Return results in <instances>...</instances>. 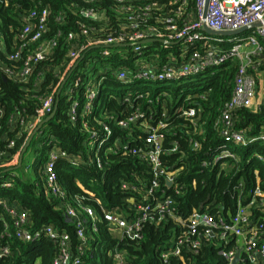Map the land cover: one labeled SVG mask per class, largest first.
Segmentation results:
<instances>
[{"label": "trees", "instance_id": "1", "mask_svg": "<svg viewBox=\"0 0 264 264\" xmlns=\"http://www.w3.org/2000/svg\"><path fill=\"white\" fill-rule=\"evenodd\" d=\"M168 1L140 0V3L166 4ZM109 6L108 0H102L100 3L90 0H0V66L20 65V62L9 61L6 55L13 54L19 47L21 40L18 33L22 17L30 10L48 7L49 30L43 35V39L50 37L58 28L65 33H78L80 22L94 28L92 35L99 37L110 30L112 34L118 31L119 26L115 19L110 17V26H99L98 22L91 23L83 19L80 11ZM157 44H148L143 56L132 54L127 58H120L119 52L104 59V67L100 73L101 83L121 82L115 77L120 68L126 69L130 76L137 68L136 63L132 62L134 56L143 57L148 62L152 60L151 66L165 63L168 49L156 54V61L153 60L155 52L150 54V45ZM66 51L67 46L60 42L52 55L36 65L33 74L24 83L11 81L0 71V184L6 180L11 183L10 187H0V198L5 199L8 206L26 212V230L35 231L43 226H51L58 233L69 236L71 256L78 255L77 247L80 241L76 235V226L73 221L65 218L64 210L67 205L77 208L76 199H79L78 211L84 220L86 238L85 249L79 254V264H113L111 254L114 250L124 252L125 264H162V252L169 250L181 234L182 230L178 225L169 219L159 224L147 221L142 226L140 239L129 240L121 238L119 233H114L102 219L100 212L101 207L107 211L116 210L122 215L132 214L133 206L143 203L140 195L146 189L144 185H148L152 179L149 166L138 155L114 147V141L118 139L119 143H129L132 148H144L146 131L140 124L142 122L153 127L159 121L166 124L160 131L163 136L161 160L168 171L176 173L175 180L172 187H167L162 182L154 194L157 198L161 195L171 196L175 202L176 214L183 219L195 210L199 213L205 212L213 219L220 217L229 220L236 210L238 199L243 205L247 204L256 186L264 192V146H260L261 142L254 141L243 149L225 142L220 137L219 129L215 127L232 94L236 61H228L222 66L209 68L198 74L210 75L205 87L199 91L144 87L131 89L129 93L125 91L110 94L107 102L99 87L91 110L86 112L81 89L78 92L73 91L71 100L67 99L63 91V86L65 87L73 73L82 69L85 64L83 59L71 69L70 75L65 78V85L60 88L59 95L56 94L54 116L40 127L26 149L27 151L39 135L46 134L43 145L47 152L35 169L36 178L31 180L19 174L18 170L23 167L24 154L20 166L17 167L18 160L12 166H4L14 155L19 159L35 130L11 126L15 112L17 111L24 121H32L31 118L39 107L40 97L50 94L59 74L66 66ZM180 51L178 49L175 54L177 60ZM179 80L184 79L136 81L159 84ZM134 82L121 83L128 85ZM72 100L78 102L75 121L70 117ZM99 100L105 104L103 111H100ZM188 108H193L196 112L194 121L181 115L182 111ZM135 112L142 114V117L130 123L126 130L115 125L117 120H126ZM263 118L264 105L256 112L239 110L235 128L245 130L248 137H254L260 131ZM104 126L110 128L113 137L107 140L94 156L96 143L105 135ZM93 132L96 133L94 140L97 142L93 150L94 160L90 162L88 139H92ZM194 143H197L198 148L193 147ZM224 143L235 153V158L220 156L217 164L212 165L218 147ZM53 149L56 154L62 152L68 157L60 158L55 166L57 183L66 193L63 199L55 198L46 186L44 166L49 159V152ZM255 153H258L263 161L258 160L254 156ZM96 157L100 168L96 164ZM73 158L78 161L77 166L72 165ZM204 162L207 163L206 167L202 166ZM31 169L25 167L23 170ZM122 183L134 185L136 188L122 189ZM84 208L94 210L96 220L88 219L83 212ZM251 213L253 221L264 223V204L262 207L252 205ZM92 224L96 225V230L91 229ZM5 244L9 247V253L0 258V264H53L57 256L56 243L52 240L40 238L24 242L17 239L6 212L0 209V246ZM237 245V239L234 237H230L227 244L216 237H203L196 253L183 247L180 257L170 256L168 264H228L220 252L231 250ZM243 258L245 255H242ZM243 263L248 264L247 261Z\"/></svg>", "mask_w": 264, "mask_h": 264}, {"label": "built area", "instance_id": "2", "mask_svg": "<svg viewBox=\"0 0 264 264\" xmlns=\"http://www.w3.org/2000/svg\"><path fill=\"white\" fill-rule=\"evenodd\" d=\"M90 1L100 3L102 0ZM108 1L110 6L107 8H89L80 11V16L83 19L91 23L98 22L99 26H110V17L115 19L117 26H119L118 31L112 34L110 30L99 37L92 35L95 31L94 28L88 27L85 22H80L78 33L73 31L65 33L58 28L50 37L43 39V35H46L49 30L48 7L32 9L22 17L18 33L21 43L13 54L6 55L9 61L20 62V65L0 66L1 73L13 82H27L36 65L44 61L47 56L52 55L60 42L67 46L64 55L67 63L63 72L59 74L58 81L52 87L50 94L40 97L39 107L34 117L31 118L32 121H24L16 111L11 126H23L31 131L49 116L54 111L55 96L61 90L65 78L75 64L85 59L92 50H100L99 54L102 59L109 58L119 52L121 53L120 58H127L132 54L143 56L146 53L145 48L150 44L143 42L156 40L155 42L163 44L164 49H171L174 45H183L184 49L180 51L179 60L167 55L165 63L151 66L152 60L148 62L143 59L136 63L137 68L130 76L126 69H118L116 79L125 83H131L137 79L145 81L187 79L209 68L222 66L228 61H236L232 94L215 127L219 129L220 137L225 142L236 146L245 147L254 141L264 144V118L260 131L254 137H248L245 130L235 128L237 111L245 109L256 112L261 108L258 97L260 90L264 89V0H169L166 4L153 2L142 4L140 0ZM206 2V16L203 17ZM150 20H152L151 24L149 23ZM252 24L258 25L250 28ZM203 26L214 31H236L247 28L246 31L251 32V34L246 36L244 40L236 37L231 38L228 42L231 44L226 48L222 38H208V35L202 32ZM208 41L218 43V47L209 48ZM113 49L115 53H112ZM202 50L203 53H201ZM157 58L158 56L154 54L153 60L156 61ZM82 81L83 78L77 76L70 88L69 85L64 91L65 87L63 86V91L67 99L71 100L73 91L78 92L81 89L85 100L84 110L89 112L98 91L96 92L93 88H86ZM77 106L78 102L72 100L70 106L72 121L76 120L75 110ZM181 115L192 121L196 118V112L193 108L182 111ZM141 117L142 114L135 112L126 120H117L115 125L126 130L130 123ZM140 124L146 131L143 140L144 148H132L129 143H119L118 139L114 141V147L117 150L138 155L149 166L152 179L148 185H144L146 189L140 195L143 203L134 205L132 214L122 215L116 210L107 211L100 207L102 219L108 226L117 231L121 238L138 240L141 237L142 226L147 221L159 224L164 220H171L182 231L172 247L166 252H162L160 257L162 264H168L170 256L180 257L183 247L196 253L200 246V240L209 236L216 237L225 244L230 237L236 238L237 243L240 242L237 247L220 252L228 264H231L238 248H241L242 251L237 264H244L243 262L246 261L248 264H264V223L259 220L253 221L251 213L252 205L263 206L264 192L256 186L247 204L243 205L238 199L236 210L229 220L220 217L213 219L207 213H199L195 210L183 219L176 214L175 202L171 196L162 197L161 195L157 198L154 194L162 182L165 186L172 187L175 180L176 173L168 171L161 160L163 136L160 131L165 128L166 124L162 121H159L154 127L145 122ZM103 129L105 135L98 142L94 140L96 133L91 134L92 139L95 143L97 142L94 156L103 148L106 141L113 137L110 128L104 126ZM193 147L198 148L197 143H194ZM175 150L176 148L173 149V151ZM48 156L49 159L44 166L46 186L55 198L63 199L66 193L57 183L55 166L60 158L68 157L62 152L56 154L55 149L50 151ZM220 156L235 158V153L224 143L218 147L217 155L211 164H217ZM254 156L263 161L258 153H255ZM15 160L16 155L4 166L16 164ZM89 161H92L91 156H89ZM95 161L100 168L97 157ZM77 162L76 159H71L72 165L77 166ZM202 166L206 167L207 163L204 162ZM168 182L171 183L170 186L167 185ZM10 185V181L6 180L0 184V187L7 188ZM121 188L135 189L136 186L122 183ZM76 202L77 208L67 205L64 210L65 218L74 222L76 235L80 241L77 247L78 255L75 254L74 256H71L69 251L70 238L67 234L58 233L51 226H43L35 231L26 230L24 228L28 221L26 212L8 206L5 199L0 198V209L6 212L17 239L24 242H32L40 238L52 240L56 243L57 252L53 264H79V254L83 253L85 249L86 238L84 220L81 219L78 211L80 200L76 199ZM83 212L88 219L96 220L94 210L84 208ZM3 225L6 227L5 224ZM91 229L96 230V225L92 224ZM8 253V245L0 246V258ZM242 255H245V258L242 259ZM111 257L113 264H125L124 252L114 250Z\"/></svg>", "mask_w": 264, "mask_h": 264}, {"label": "rangeland", "instance_id": "3", "mask_svg": "<svg viewBox=\"0 0 264 264\" xmlns=\"http://www.w3.org/2000/svg\"><path fill=\"white\" fill-rule=\"evenodd\" d=\"M251 32L246 31L238 36H231V37H223V36H209V37H216V38H222L225 43L224 45L229 47L231 43H228L231 38L236 37L237 39L244 40V38L248 35H250ZM218 43L216 42H211L208 41V46L209 48L213 47H218ZM163 44L158 43L157 45H150V53L158 54L162 50H164ZM183 50L184 46L183 45H174L173 48L168 49L166 51L167 55L170 56V58L175 57V54L177 50ZM98 49L92 50L89 54L86 55L84 62L85 64L83 65L82 69H77L68 83L66 84L64 91L66 88L69 86L71 87V84L73 81L76 79L77 76H83L84 80L83 82L86 85V88H93L96 92L98 91L99 87L101 88L102 94L105 97V101H109V95H115L119 94L121 92L127 91L128 93L131 91V89H141L144 87H149L150 89H155L157 87H163L167 88L169 90H176V89H181L182 91H187V92H193V91H199L200 89L204 88L205 85L207 84V81L210 78L209 74H202V75H195L189 79H184V80H179V81H167L164 83H159V84H154V83H144V82H134L133 84H122L121 82H102L100 80V73L101 70L104 67V59L100 58ZM120 51V50H119ZM112 53H115V50L113 49ZM144 58L143 57H132V62L133 63H138L141 62ZM101 83V86H100ZM103 99V98H102ZM99 107L100 111H103L105 109V104L102 102V100H99ZM106 102V103H107ZM41 134V133H40ZM46 138V134L39 135L30 145L28 150L24 153L23 155V167L22 169L18 170L20 175H24L26 178H29L31 180L36 178V173L35 169L39 165V163L45 158L46 155V149L43 145V141ZM260 146H264L263 143H260ZM88 148L90 150V156L92 161L94 160L93 157V150L95 148V141L92 140L90 137L88 139ZM244 149V147H243ZM18 157L16 156V163H17ZM14 165V164H13ZM26 167V169H32L24 171L23 169ZM114 233H118L115 231Z\"/></svg>", "mask_w": 264, "mask_h": 264}, {"label": "water", "instance_id": "4", "mask_svg": "<svg viewBox=\"0 0 264 264\" xmlns=\"http://www.w3.org/2000/svg\"><path fill=\"white\" fill-rule=\"evenodd\" d=\"M206 10H207V2H206V5H205V8H204V14H203V17L206 16ZM257 25H258V24H252V25L250 26V28H251V27L253 28V27L257 26ZM246 30H247V28H241V29L236 30V31H214V30L209 29V28L206 27V26H203V27H202V32H204V34H206V35H209V36H223V37L238 36V35L244 33ZM155 41H156V40H146V41H144L143 43H153V42H155ZM158 42H161V41L158 40ZM77 65H78V63L75 64L74 68H75ZM74 68H72V69H74ZM71 71H72V70H71ZM71 71H70V73H71ZM70 73L68 74V76L70 75ZM64 83H65V82L62 83V86L64 85ZM62 86H61V87H62ZM59 92H60V91L57 92V96L59 95ZM56 105H57V100H56V104H55V107H54V111H53L49 116H47L42 122H40V123L37 125V127L35 128V130L32 132V134L30 135V138H29V140H28L26 146L23 148L22 153H21V155H20V157H19V159H18V165H17V167L20 166L21 161H22V155L24 154V152L26 151L27 147L29 146L30 141H31V139L33 138V136L36 134V132L40 129V127H41L45 122H47L48 120H50V119L54 116V114H55V109H56ZM167 185L170 186L171 183L168 182ZM241 251H242L241 248H238V249H237V251L235 252L234 258H233L232 261H231V264H237V263H238L239 258H240V253H241Z\"/></svg>", "mask_w": 264, "mask_h": 264}, {"label": "crops", "instance_id": "5", "mask_svg": "<svg viewBox=\"0 0 264 264\" xmlns=\"http://www.w3.org/2000/svg\"><path fill=\"white\" fill-rule=\"evenodd\" d=\"M259 102L261 103V106L264 105V89L262 88V90H260L259 93ZM238 244H240V242H238Z\"/></svg>", "mask_w": 264, "mask_h": 264}]
</instances>
